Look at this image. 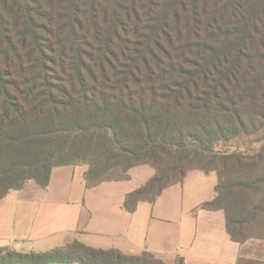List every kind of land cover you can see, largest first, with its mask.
I'll return each instance as SVG.
<instances>
[{"label": "trees", "instance_id": "trees-1", "mask_svg": "<svg viewBox=\"0 0 264 264\" xmlns=\"http://www.w3.org/2000/svg\"><path fill=\"white\" fill-rule=\"evenodd\" d=\"M262 129L264 0H0V201L30 180L47 188L56 166L87 164L93 186L150 164L154 176L126 196L133 211L190 170L213 171L215 197L200 207L223 210L242 246L261 237L250 232L264 194L250 204L236 191L264 189V145L242 154L220 143ZM240 167L252 175L230 180ZM49 263L171 264L78 240L0 246V264Z\"/></svg>", "mask_w": 264, "mask_h": 264}, {"label": "crops", "instance_id": "crops-1", "mask_svg": "<svg viewBox=\"0 0 264 264\" xmlns=\"http://www.w3.org/2000/svg\"><path fill=\"white\" fill-rule=\"evenodd\" d=\"M86 169L56 166L47 188L30 180L0 201V246L40 252L78 240L128 255L148 251L171 264L179 257L186 264H237L242 246L228 234L225 212L200 207L215 197L216 172L190 170L155 201L142 200L130 211L127 194L145 185L154 167L141 164L128 179L93 186Z\"/></svg>", "mask_w": 264, "mask_h": 264}, {"label": "rangeland", "instance_id": "rangeland-1", "mask_svg": "<svg viewBox=\"0 0 264 264\" xmlns=\"http://www.w3.org/2000/svg\"><path fill=\"white\" fill-rule=\"evenodd\" d=\"M194 121H197L196 119ZM222 150L230 149L232 151H239L242 154H252L257 151H260L262 146L264 145V129L261 131H258L256 133L250 134V135H241L240 137H237L231 141H222L221 143ZM165 156V161L168 163L169 161H175L174 158H178L175 150L171 155H168L170 157ZM201 164L197 163L196 161L190 162L186 164V169H193ZM86 168H88V165L85 164ZM138 166V165H137ZM135 167V166H134ZM153 167V166H152ZM133 168V167H132ZM131 168V169H132ZM155 169V168H154ZM245 167H240L238 169H233L231 173L229 174L230 180H234V177L236 175L242 176V174L245 177H250L252 175L251 170L246 169ZM130 171V170H129ZM156 172V170H155ZM124 173L122 172V169H112L105 175V177H112L117 178L123 176ZM264 194V189H261L260 191H253V190H246L244 192L239 191V189L236 191V196L239 198L240 201L247 202L250 204H256L258 197L260 195ZM244 213V212H243ZM245 215L247 212L244 213ZM257 223H255L252 228L250 234H257V236H261L260 238L257 237H250L243 245L241 249V255L248 261H252V264H264V216L259 217L257 216ZM54 247V243L50 244V246H37L39 249H49ZM65 243H62L59 246H64ZM57 247V246H56ZM49 264H59V263H49ZM247 264V262H246Z\"/></svg>", "mask_w": 264, "mask_h": 264}]
</instances>
